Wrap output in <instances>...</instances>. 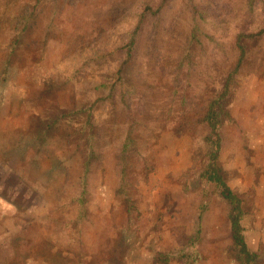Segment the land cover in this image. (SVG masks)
<instances>
[{
  "label": "rangeland",
  "instance_id": "374dc122",
  "mask_svg": "<svg viewBox=\"0 0 264 264\" xmlns=\"http://www.w3.org/2000/svg\"><path fill=\"white\" fill-rule=\"evenodd\" d=\"M223 93L217 167L264 264L262 4L0 0V264H240L201 177Z\"/></svg>",
  "mask_w": 264,
  "mask_h": 264
},
{
  "label": "trees",
  "instance_id": "16d2710c",
  "mask_svg": "<svg viewBox=\"0 0 264 264\" xmlns=\"http://www.w3.org/2000/svg\"><path fill=\"white\" fill-rule=\"evenodd\" d=\"M262 4V9L264 13V0H256ZM146 12H151L150 7L145 8ZM161 8L157 9V12ZM140 26L137 27L136 33ZM136 35V34H135ZM136 39L134 35L129 39L125 45L124 54L126 59L132 57V52L135 49ZM241 55H243V49L240 48ZM242 59V58H241ZM241 59L239 62H241ZM121 68L117 70V79L120 80ZM227 87V84H226ZM227 88H225L224 92ZM225 93L221 94L219 97L211 101L209 109L205 118V121L209 128V134L207 136V142L209 145L208 162L202 173V178L207 182L215 184L217 189H219L222 197L227 200L231 205L230 212V228H231V238H232V250L236 259L240 264H255L256 255L251 252L247 246L243 235V228L241 226V220L243 217V211L241 209V200L233 193L230 187L227 185L223 179L219 168L217 167V160L221 148V137L219 133V118L223 113L221 101L224 98ZM125 153H122L124 155ZM123 174V172H122Z\"/></svg>",
  "mask_w": 264,
  "mask_h": 264
}]
</instances>
